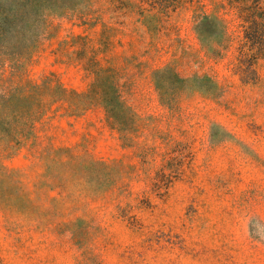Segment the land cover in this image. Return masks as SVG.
I'll return each mask as SVG.
<instances>
[{"label":"rangeland","instance_id":"rangeland-1","mask_svg":"<svg viewBox=\"0 0 264 264\" xmlns=\"http://www.w3.org/2000/svg\"><path fill=\"white\" fill-rule=\"evenodd\" d=\"M66 3L25 78L85 92L93 62L114 68L131 139L101 107L39 120L0 159V264H264V42L243 28L264 0Z\"/></svg>","mask_w":264,"mask_h":264},{"label":"trees","instance_id":"trees-1","mask_svg":"<svg viewBox=\"0 0 264 264\" xmlns=\"http://www.w3.org/2000/svg\"><path fill=\"white\" fill-rule=\"evenodd\" d=\"M68 8L66 0H0V60L11 61L14 71L13 77L0 74V159L13 155L28 139L35 137L36 123L54 107H64L72 115L101 107L109 124L122 134V138L131 139L135 114L122 98L114 68L102 66L99 61L93 62L94 81L85 92L67 89L54 75L45 76L41 82L25 78V60L37 48L48 19L62 16ZM205 22V32L222 35L217 45L224 50L225 27L220 30V24L209 16ZM243 28L255 38V43L264 42V20L261 17L259 20L254 15L248 16ZM251 55L254 54H250V50H243L241 57ZM240 63L244 64L241 59ZM155 75L164 87L175 80L186 83V79L171 67L158 69ZM202 79L211 81L208 76Z\"/></svg>","mask_w":264,"mask_h":264}]
</instances>
